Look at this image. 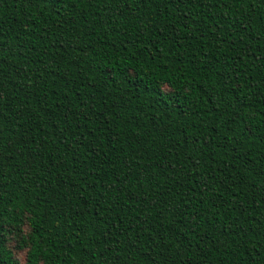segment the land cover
I'll return each mask as SVG.
<instances>
[{"label": "trees", "instance_id": "16d2710c", "mask_svg": "<svg viewBox=\"0 0 264 264\" xmlns=\"http://www.w3.org/2000/svg\"><path fill=\"white\" fill-rule=\"evenodd\" d=\"M0 264H264V0H0Z\"/></svg>", "mask_w": 264, "mask_h": 264}]
</instances>
